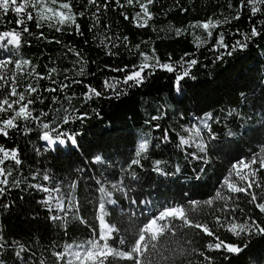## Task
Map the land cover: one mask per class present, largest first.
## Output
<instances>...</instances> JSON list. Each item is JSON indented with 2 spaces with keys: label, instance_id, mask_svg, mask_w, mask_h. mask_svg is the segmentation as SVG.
Returning a JSON list of instances; mask_svg holds the SVG:
<instances>
[{
  "label": "trees",
  "instance_id": "1",
  "mask_svg": "<svg viewBox=\"0 0 264 264\" xmlns=\"http://www.w3.org/2000/svg\"><path fill=\"white\" fill-rule=\"evenodd\" d=\"M231 2L238 5L239 0ZM72 3L73 11L85 10V0H72ZM91 11L94 9H89V14L84 17H77L83 35L76 34L75 26H65L62 32L50 29L47 25L37 28L33 20L28 22L32 35L24 34V42L19 50H0V58L31 60L36 66V71L41 74L46 75L48 68L56 67L57 81H62L67 75L70 79L83 82L80 85L74 84L64 93H49L43 89L55 85L48 80H40L39 89L45 99L43 104L34 105L37 111L33 115L43 109L50 113L51 119L56 115L53 111L55 108L61 109V115L64 114L63 108H68L69 112L78 109L73 115L87 112L86 119L74 120L63 126L67 131L80 133L77 138L78 149L57 146L46 150L45 142L40 139L42 132L34 125V130L28 135L10 131V139L0 136V144L8 148L19 146L22 165L14 171V175L23 180L19 189H14L0 200V204H12L9 209H0V233L9 242L19 241L31 250L27 254L28 264H39L40 260H44L45 264H54V251H63L66 244H85L92 238L91 229L75 220L73 212H69L67 230L63 223L51 222L48 217L53 213H49L45 206L39 203L47 194L30 187L32 184L61 186L65 202L69 196L79 202L80 210L75 215L85 217L93 225L97 224L95 217L98 202L104 198L99 188L103 186L111 191L112 199H115L117 204H106L109 212L106 219L116 225L119 233H114V239L108 243L115 248L126 249L127 244H119L120 238L131 241L134 228L162 207L186 205L188 200L205 201L213 198L217 190L226 192L221 189V185L234 162L241 158L250 159L254 154L264 155L261 152V149H264V31L262 35L247 41L246 48H237L231 55L227 54L236 41L244 39V34L248 33L254 23L264 30V15L249 19L248 15L244 14L239 20L222 24L213 30L211 38H207V33L202 29L189 26L209 17L214 20H223L225 17L231 19L236 8L229 9L228 0H157L150 6L154 17L146 28L135 27L131 19L125 20L119 15L124 11L131 18L138 8L120 9L113 3L101 16L100 25L94 31H89V25L92 23ZM13 19V14L9 13L0 21V31L15 27L14 24L8 23ZM105 24L110 26L108 30L104 29ZM176 29L184 31L181 35H176ZM40 32H43L48 40H60L61 43H48L46 40L37 39ZM218 33L224 34L228 49L214 50ZM106 36H127L128 46H123L117 40L116 43L120 46L112 49L117 55H107L111 44L105 39ZM196 37H200V41H197ZM101 41H104L103 45ZM137 44L140 45L139 50L134 47ZM68 47L78 50L86 62L83 76L76 75L81 64L77 62L78 58L74 53L68 51ZM152 49H155L161 63L176 64L181 58L195 59L197 63L179 82L178 88L176 76L183 69L177 65L176 72L160 68L152 70V74L138 87L117 84L118 90L123 93L118 97L111 90L105 91V80L115 78L122 81L124 76V73L113 72L111 68L138 64L141 60L139 52L143 51L151 56ZM105 65L109 67L105 68ZM64 69H68V72H64ZM29 82L36 83L27 76L20 80L21 86ZM88 84L104 92V95L94 96L85 102L84 85ZM20 90L22 91L23 87ZM241 93L244 95L241 96ZM53 95L58 97L56 104H52L48 99ZM66 95L71 96V104L64 99ZM208 113L213 117L207 120L215 136L212 140H208L207 129L202 127ZM152 117L160 118L152 120ZM57 119L59 120V117ZM157 124L159 128L155 127ZM194 124L201 127L208 143L205 157L207 163L187 155L197 152L195 144L191 147L185 146L183 150L177 147L178 134L186 135L185 129ZM165 130L169 132V139L162 141ZM142 137L150 139L151 144L146 153L147 159L142 160L143 167L134 169L137 179L132 180L124 169ZM96 155H101L103 161L93 164L91 160ZM199 155L205 156L204 153ZM157 160L162 162L160 167L165 172L175 173L177 166L180 172L164 176L153 171L154 161ZM37 170L41 174L48 172L52 179L47 182L39 177L33 180ZM259 175L264 178V172ZM121 179L130 186L129 195L132 198L147 203L132 205L120 192L112 189L111 185ZM73 182H76L74 191L70 190ZM239 195V200L229 202V208L238 204L243 211L237 210L234 214L230 211H220L215 215H220L222 221L235 215L238 218L237 223H242L250 217L264 226V215L245 202L248 197ZM213 207L222 209L223 202L216 201ZM194 216L201 222H207L210 227L215 223L212 208L203 207ZM195 231L184 229L185 233L191 234L178 235L174 238L175 242L168 245L171 248L184 249L186 255L180 258L183 264H189V261L192 264H202V258L197 252H191V249L205 250L204 245L211 238L196 236ZM216 232L226 242L240 244L242 247L246 243L247 246L239 254L206 252L213 257L214 264H264V235L236 237L219 226H216ZM189 252L191 254L187 255ZM0 258L6 264H20L12 248L0 254ZM109 260L112 258L109 257ZM113 264L126 262L113 261Z\"/></svg>",
  "mask_w": 264,
  "mask_h": 264
},
{
  "label": "snow or ice",
  "instance_id": "2",
  "mask_svg": "<svg viewBox=\"0 0 264 264\" xmlns=\"http://www.w3.org/2000/svg\"><path fill=\"white\" fill-rule=\"evenodd\" d=\"M157 0H85V10L80 12L73 11L72 0H0V21H3L9 13L13 14L14 19L8 21L10 24H14L15 27L0 31V50L3 48H12L19 50L24 42V34L32 35L28 28V22L35 20L37 28H42L47 25L50 29H55L57 32H62L65 26H75L76 34L83 35L80 30V25L77 23V17H84L91 11L92 23L89 25V31H94L100 25L101 16L106 13L114 3L116 8L125 9L127 7L138 8L131 18L126 12L121 11V15L125 20L131 19L133 26L138 28L149 27V21L154 17V14L150 11V6L155 4ZM235 7V14L231 19L225 17L223 20H214L212 17L207 18L204 21H197L190 25V28L202 29L207 33V38L213 36V30L221 27L222 24L231 23L232 20H239L244 14L248 15L249 19H254L258 15H264V0H239L238 5H234L231 0H228V8ZM115 11V9H113ZM187 11V9H182ZM105 30L110 28L105 24ZM184 30L176 29V35H181ZM262 31L258 24H253L248 33L244 34L243 40H238L231 46V50L227 54L231 55L232 51L237 48L244 49L247 47V41L254 37L262 35ZM37 39L46 40L48 43L60 44V40H48L43 32H40ZM111 44L106 52L107 55H117L112 49L118 48L120 44L116 41H120L123 46L127 47L129 38L127 36H106L105 38ZM197 41H200V37H196ZM104 44V41H101ZM199 46V45H198ZM107 47V45H105ZM137 50L140 49V45L134 46ZM214 50L219 48L228 49L229 46L224 42V34L218 33L216 45L213 46ZM69 52H73L78 58L77 62L81 64L77 76H83L85 74L84 64L81 53L68 47ZM190 55V54H185ZM141 57L140 63L133 64L131 67L124 65L123 67H113L110 70L113 72L124 73L122 81L120 80H105L103 87L105 91L111 90L118 97L123 94L117 88V84L122 83L128 87L140 86L144 83L147 76L152 74V70L160 68L168 72H176L177 65L183 69L176 76V86L179 87V82L189 74L191 67L197 63L195 59L185 60L181 58V61L173 63H161L159 57L155 53V49H152L151 56L146 52L140 51ZM221 58V57H217ZM171 59V58H169ZM149 61H152L151 63ZM94 62V61H93ZM11 66V67H10ZM105 65V68H108ZM64 72H68V69H64ZM58 74L56 67L48 68L47 74H41L36 71V66L29 59H11L0 58V136L5 139H10V131H16L21 135H28L34 129L33 125L39 128L42 132L40 139L45 142V148L52 149L57 146H71L72 149H78V136L80 133L71 132L65 130L63 126L69 125L74 120H84L87 118V112H80L78 115L73 113L78 112V109H73L69 112L68 108H63V115H61V109L55 108L53 111L56 113L49 119L50 113L41 109L38 114L33 115L37 110L34 107L37 103H44V97L39 89L40 80H48L54 87H48L43 89L44 92L49 93H64L66 90H70L72 86L80 85L83 82L79 79H70L65 75L62 81H57L55 76ZM95 75V73H89ZM25 76L31 77L36 83H26L23 86L20 84ZM68 81V82H65ZM23 87L21 91L20 88ZM86 91L83 93L84 101L91 100L94 96L101 97L104 92L98 91L90 84L84 85ZM244 94L241 93V96ZM52 104L58 102V97L53 95L48 97ZM69 104H71V96L66 95L64 97ZM231 114V113H230ZM59 117V120L57 119ZM160 117H152V120H157ZM213 119L212 114H206V119L202 125L204 129H207L208 140L215 139L212 134L211 125L207 123V120ZM22 122V123H19ZM159 128V125H155ZM186 135H179V143L177 147L182 150L187 147H191L195 144L197 152L187 153L192 159L203 160L207 163L206 154L208 151V143L204 139L201 127L193 126L185 129ZM169 139V132L165 130L161 140L167 141ZM151 144L150 139L141 138L134 149L133 157L127 162V167L124 171L128 172L132 180H136L135 168L143 167L142 160L147 159L146 153L149 150ZM158 146V145H156ZM39 152V149L36 150ZM264 153V149H261ZM204 153L205 156L199 155ZM103 157L96 155L92 158L91 163H101ZM9 162H11L9 164ZM161 161H154L153 171L157 173L169 176L176 175L180 172V168L177 166L175 173H167L161 167ZM22 165L21 153L19 146L8 148L0 144V200L5 198L8 193L14 189H19L22 178L15 176L14 171H17ZM256 167H253V166ZM203 171V170H201ZM264 172V155L254 154L250 159L241 158L234 162L227 175L224 177L221 189L225 191L217 190L215 196L205 201L188 200L187 204H175L162 207L157 213L146 219L141 225L135 227L133 230V238L131 241H126L124 238H120L119 244L124 246L127 244V248H115L108 243L109 240L114 239L113 234L119 233V229L115 224L110 223L106 217L109 212L106 209V204H117L115 199H112L113 193L108 191L105 187L101 186L99 192L104 198L98 202L96 211L97 224H90L89 221L83 217L75 215L80 210L79 202L69 196L67 202H65L64 194L62 193L61 186L53 185L48 187L42 183H36L30 185V187L37 189L38 191L47 194L46 198L39 201L43 204L49 213L48 219L53 223H63L65 230H67V223L69 212H73V218L79 223L85 225L91 229L92 238L87 240L85 244H66L63 251H54L52 256L54 264H113V261H125L130 264H183L180 259L186 255L182 247L171 248L168 247L171 243L175 242L174 238L178 235H190L191 233H185L184 229L196 230V236H206L211 238L209 242L204 245L205 250L191 249V252H197L202 258V264H214L213 257L207 255L211 252H225L230 254H239L246 247V243L243 247L240 244H233L226 242L216 232V226L223 228L233 236L241 237L242 235H264V226L258 223L256 220L250 217L242 223H237V217L232 216L229 220L222 221L220 215H215L216 212L223 211L225 213H236L237 210L243 211L237 204L234 208H229L230 201L239 200L240 195L243 194L248 199L245 201L247 204L252 205L258 212L264 215V178L259 175ZM42 178L47 182L52 179L48 172L43 174L37 170L32 179ZM199 179V177H196ZM112 189L120 192L129 203L137 205L138 203H147L146 201H137L132 198L129 193L131 191L130 186L124 183L121 179L117 183L111 185ZM76 188V182L70 185V190L74 191ZM257 189L259 191H257ZM216 201L223 202L222 209L214 208ZM12 204L3 203L0 204V209H9ZM203 207L212 208L214 213V225L209 226L207 222H201L200 219L194 216ZM177 221L179 223H177ZM12 248L15 257L20 261V264H28V255L31 250L19 241L9 242L5 236L0 233V254H3L7 249ZM191 252L187 253L190 255ZM109 257L112 260H109ZM0 264H6V262L0 258ZM39 264H45L44 260H40ZM189 264H192L189 261Z\"/></svg>",
  "mask_w": 264,
  "mask_h": 264
},
{
  "label": "rangeland",
  "instance_id": "3",
  "mask_svg": "<svg viewBox=\"0 0 264 264\" xmlns=\"http://www.w3.org/2000/svg\"><path fill=\"white\" fill-rule=\"evenodd\" d=\"M193 126H197V127H198V125H195V124H194ZM193 126H192V127H193ZM190 128H191V127H190ZM253 167H256V166L254 165Z\"/></svg>",
  "mask_w": 264,
  "mask_h": 264
}]
</instances>
